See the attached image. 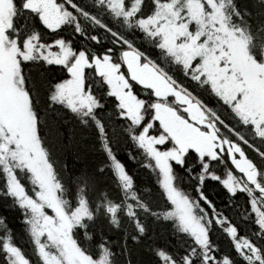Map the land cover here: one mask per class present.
I'll use <instances>...</instances> for the list:
<instances>
[{
    "label": "snow or ice",
    "instance_id": "1",
    "mask_svg": "<svg viewBox=\"0 0 264 264\" xmlns=\"http://www.w3.org/2000/svg\"><path fill=\"white\" fill-rule=\"evenodd\" d=\"M0 205V264H264V0H0Z\"/></svg>",
    "mask_w": 264,
    "mask_h": 264
},
{
    "label": "trees",
    "instance_id": "2",
    "mask_svg": "<svg viewBox=\"0 0 264 264\" xmlns=\"http://www.w3.org/2000/svg\"><path fill=\"white\" fill-rule=\"evenodd\" d=\"M53 118L58 123V128L60 129L62 135L65 137V142H67L70 137V134L72 135V132L75 131L77 133L78 138L75 140V145L79 149V154L77 157H80L79 160L75 159L74 155L69 153V155L65 156L63 155L61 159H64L65 162L69 163L70 165L75 163L83 167L85 163H95L99 159H102L99 153H96L92 151L90 148L86 147L87 144L91 143V139L89 141L84 142V144L80 141V131L79 128L74 120L71 119V117L65 113H52ZM101 115L104 119V122L108 125L109 128L113 127V124H119V121H117L112 114V110L110 107L106 106L105 109L101 112ZM91 138V133L89 134ZM117 158L120 160L121 163H123L128 171L130 173H134L139 176L142 182H146L143 184L144 187H151L154 183L149 175L146 174V170L140 167V164L142 162V157L139 155V150L134 147L131 140L128 139L127 134L121 133V139L119 143L117 144ZM129 154H133L136 159L135 161L133 159H129ZM190 191V189H189ZM208 196L211 199H214L217 204H220V197L217 195L216 191L209 190ZM222 207V205H221ZM0 215H6L9 216L10 219H12V216L14 215V210L9 208L7 205H0ZM149 224L152 223V219L149 218L147 221ZM14 224H18L19 220H13ZM113 239L118 240V236H114Z\"/></svg>",
    "mask_w": 264,
    "mask_h": 264
},
{
    "label": "rangeland",
    "instance_id": "3",
    "mask_svg": "<svg viewBox=\"0 0 264 264\" xmlns=\"http://www.w3.org/2000/svg\"><path fill=\"white\" fill-rule=\"evenodd\" d=\"M53 114H51V120L53 121V126L51 129L49 130H45L46 131V135L48 138V142L50 143L53 151L57 154V156H59L60 158L65 155L63 153V149L64 146L66 144L70 145V151L69 153L75 154L74 157L78 156V152L79 149L76 147L75 145V140L76 138L79 137V135L77 136V133L75 131L72 132V135L70 134V137H72L71 139H69L67 142H65V137L64 135H62L60 129L58 128V123L56 122V120L52 117ZM80 159V158H79ZM77 159V160H79Z\"/></svg>",
    "mask_w": 264,
    "mask_h": 264
}]
</instances>
